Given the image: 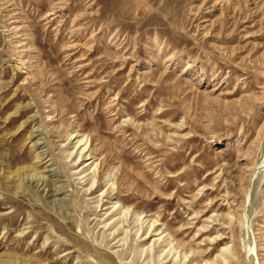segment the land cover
Instances as JSON below:
<instances>
[{
  "label": "rangeland",
  "instance_id": "374dc122",
  "mask_svg": "<svg viewBox=\"0 0 264 264\" xmlns=\"http://www.w3.org/2000/svg\"><path fill=\"white\" fill-rule=\"evenodd\" d=\"M0 264H264V0H0Z\"/></svg>",
  "mask_w": 264,
  "mask_h": 264
},
{
  "label": "bare ground",
  "instance_id": "6f19581e",
  "mask_svg": "<svg viewBox=\"0 0 264 264\" xmlns=\"http://www.w3.org/2000/svg\"><path fill=\"white\" fill-rule=\"evenodd\" d=\"M39 131V130H38ZM40 134V133H39ZM74 135V134H73ZM37 136H39L38 135V133H37V131H35V130H33L32 132H31V137H37ZM75 136V135H74ZM78 137V135L74 138V139H76ZM79 138V137H78ZM86 143V142H85ZM85 143H82V140H78L75 144L71 141L70 142V144H74V146H75V148H77V151H76V157H75V162H74V164H73V166H84L83 167V169H81V172H85V171H87L89 168H87L86 167V165H85V161H87V160H91L93 157H88V155H87V153H88V151H86V147H84L85 146ZM42 144L43 143H41V142H39V141H36V142H34L33 143V147L34 148H36V150H38L39 148H41L42 147ZM69 144V145H70ZM73 154V153H72ZM78 154V155H77ZM51 155V154H50ZM70 155L71 154H69V156L68 157H70ZM48 156H49V154H48V152L47 151H44V150H40L39 151V153L37 152V160H36V165H44V166H50L51 164H53V162L52 163H49L50 161H52L53 160V158L51 159H47L48 158ZM72 156V155H71ZM78 156V157H77ZM72 161V160H71ZM92 164H93V162H92ZM87 168V169H86ZM38 172V171H37ZM45 172H48V173H50L51 172V170H48V171H45ZM39 173V172H38ZM43 175V174H42ZM41 176V175H40ZM51 176H53V175H51ZM37 178V177H36ZM40 178V177H39ZM42 178H44L45 179V177H42ZM50 178V177H49ZM48 178V179H49ZM83 178V177H82ZM41 179V178H40ZM47 179V180H48ZM47 180H45V181H47ZM37 181V180H36ZM48 181H50V180H48ZM31 182H34V178H32V181ZM38 182V181H37ZM41 182H43V181H41ZM43 183H45V182H43ZM47 183H49V182H47ZM55 183V182H54ZM56 184V183H55ZM33 185V184H32ZM40 185V184H39ZM49 185V184H48ZM51 185V184H50ZM57 185V184H56ZM34 186V185H33ZM38 187V186H37ZM55 188V186H52V187H49L47 190L45 189V188H43V192L44 193H46V195H49V196H51V197H56L60 192H58V190L57 189H54ZM61 188V187H60ZM92 188H94V184L92 185V187H91V189ZM38 189H39V187H38ZM62 190H63V188H61ZM93 190V189H92ZM46 191V192H45ZM43 193V194H44ZM64 193V192H63ZM99 200V199H98ZM102 201H103V199H102ZM99 202V201H98ZM104 202V201H103ZM105 204V203H104ZM101 206V204L99 205V206H97V207H100ZM115 207V206H114ZM113 207V208H114ZM101 208V207H100ZM108 208V207H107ZM107 208H105V209H107ZM110 208V207H109ZM99 209V208H98ZM95 211H96V209H95ZM113 212V211H112ZM104 215V214H103ZM106 215V214H105ZM109 217H110V215H109ZM108 217V218H109ZM117 223V222H116ZM152 224V223H151ZM114 225H116V224H114ZM154 225V224H153ZM152 225V226H153ZM151 226V227H152ZM155 226V225H154ZM153 226V227H154ZM139 230V229H138ZM148 230V229H147ZM156 230V229H155ZM116 234H117V232H116V230L114 231ZM139 232V231H138ZM115 233L113 234L112 233V235H113V238H115L114 237V235H115ZM153 233H154V229H153V231H149V232H147V235L146 236H148V234H150V238L153 236ZM143 235V234H142ZM117 236V235H116ZM143 237V236H142ZM147 239V237L145 238V240ZM113 240V239H112ZM156 242H158V240L156 241Z\"/></svg>",
  "mask_w": 264,
  "mask_h": 264
}]
</instances>
